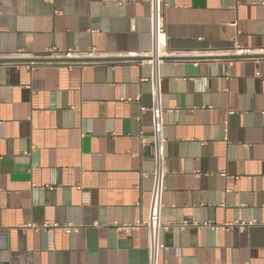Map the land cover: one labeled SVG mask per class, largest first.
<instances>
[{
    "label": "crops",
    "instance_id": "1",
    "mask_svg": "<svg viewBox=\"0 0 264 264\" xmlns=\"http://www.w3.org/2000/svg\"><path fill=\"white\" fill-rule=\"evenodd\" d=\"M162 3L160 264H264V60L229 64L235 44L264 48V0ZM148 14V0H0V264H147L144 228L119 227L151 188L150 66L125 59L149 49ZM45 222L59 226H26Z\"/></svg>",
    "mask_w": 264,
    "mask_h": 264
},
{
    "label": "built area",
    "instance_id": "2",
    "mask_svg": "<svg viewBox=\"0 0 264 264\" xmlns=\"http://www.w3.org/2000/svg\"><path fill=\"white\" fill-rule=\"evenodd\" d=\"M149 4V37L150 47L149 49L139 57L136 52H128L126 55V61L136 62L138 64H147L150 66V74L148 78H144V81L150 84V96L151 104L148 108L141 107V112L150 111L151 114V128L152 137L150 140L140 137L141 144L151 143L153 148V168L150 173L151 176V188L148 192L147 212L145 217H138L134 222L124 224L119 227L123 233H128L135 228H144L146 232L147 240V264H160V256L165 249L163 241V232L166 231L168 225L161 222V210L163 207V194L165 191L166 177L168 174L167 169V156L165 152V145L167 138L164 131V108L162 104V90H161V77L159 73L160 65L166 61H174L175 56L167 47V36L165 32V17L163 13L162 0H148ZM134 28V24L132 23ZM75 53L67 52L62 54V57H70ZM51 55V54H50ZM234 58L229 59V64H232L237 60H254L258 63L260 60H264V48H250L242 47L238 44L233 48ZM76 54L74 57H80ZM52 57V56H48ZM205 58V57H202ZM39 61V60H38ZM35 63H39V62ZM68 63V62H64ZM31 65V64H30ZM229 110L228 113H232ZM226 139V137H225ZM79 188V186H77ZM250 223L246 222H225L221 225L213 224L210 221L194 222L197 227H210L212 229L229 231L233 228L243 230ZM27 227L39 230L43 227L53 226L58 227L56 223L45 222L41 226L34 223H29ZM187 223L184 222L180 227L184 228ZM64 232L69 233L76 231L77 226L71 223L61 225Z\"/></svg>",
    "mask_w": 264,
    "mask_h": 264
},
{
    "label": "water",
    "instance_id": "3",
    "mask_svg": "<svg viewBox=\"0 0 264 264\" xmlns=\"http://www.w3.org/2000/svg\"><path fill=\"white\" fill-rule=\"evenodd\" d=\"M39 61H44V60L42 59V60H39ZM0 62H3V61H0Z\"/></svg>",
    "mask_w": 264,
    "mask_h": 264
}]
</instances>
